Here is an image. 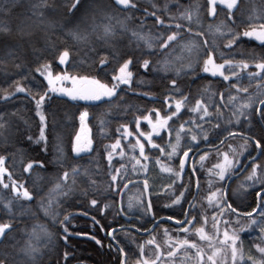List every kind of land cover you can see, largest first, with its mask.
I'll use <instances>...</instances> for the list:
<instances>
[{
	"label": "trees",
	"instance_id": "1",
	"mask_svg": "<svg viewBox=\"0 0 264 264\" xmlns=\"http://www.w3.org/2000/svg\"><path fill=\"white\" fill-rule=\"evenodd\" d=\"M132 3L136 4V10H89L83 19L67 23L68 18L62 10L52 11L58 0H0V29H3L0 30V156L5 158L3 167L7 169L0 183V223H11L14 228L11 233L13 238L0 244V249L11 250L14 245L18 259L27 264L30 257L21 249L35 226L40 240L34 239L33 243L41 248L37 255L40 264H116L118 256L115 241L107 233L119 228L114 234L128 253L126 264H137L141 259V247H144L147 260L158 250L161 251V259L155 263L159 264L164 259V253L170 251L167 237L179 240L186 238L202 246L209 244L195 232H186L184 225L176 224V221L185 220V212L191 211L188 219L197 217L191 230L202 225L204 217H207L205 222L210 231L214 226L212 217L216 216V224L219 223L220 229L226 228L239 236L236 246L242 251L244 260L252 257L259 264L264 256L255 245L264 246L261 243L264 233L260 232V228L264 227V219L259 216L258 207L261 197H264V184L250 181L247 177L252 172L253 164L264 166V156L258 154L251 140L247 141L246 148L241 147L246 143L245 137L260 139L257 134L260 122L255 112L245 108L241 115V106L252 103L253 109L261 107L258 101L264 99V73H259L255 67L264 60V42L238 36L231 48L227 45L233 39L232 33L241 34L264 25V0H238L231 10L218 5L215 16L209 14L208 0H132ZM153 11L165 25L173 27L166 30L156 23L154 17L146 15V12ZM22 20L26 24L22 25ZM176 24L181 25L179 44L192 45L191 51L177 46L168 49L158 47L159 40L176 31ZM105 27L110 30L108 34L104 32ZM133 33L145 37L153 47L149 49L145 40ZM203 41H207V48L203 46ZM48 46H57L60 51L67 48L69 62L59 64L58 56L53 59L52 52L47 50ZM111 50L120 54L135 52L141 58L140 63L144 59L150 61L149 69H143L140 63L130 66L132 82L127 86L120 85L118 98L74 100L68 95L51 93V98H46L42 108L47 119L44 130L47 142L38 143L41 125L35 101L25 93L16 92L15 86H23L39 99V95L47 91V81L36 70L50 64L53 75L87 76L111 87V77L118 74L119 65L123 63L122 60H113ZM206 50L213 54L217 63H224L225 60L233 64L245 62L249 68L237 69L239 79L231 77L228 68L225 74L230 76L229 80L209 74L203 71ZM94 51H98L100 56H108L111 62L109 67L101 68L98 57L93 55ZM133 59L135 61V57ZM165 62L169 65L167 69ZM189 64L191 68L186 67ZM248 73L258 75L250 77ZM172 79H176L179 86L176 92L168 87ZM10 94L14 95L4 101L3 98ZM220 94H223V100ZM230 95L235 99L229 100ZM165 96H174L175 100L184 103V107L181 113L168 120L166 127L160 128V118L174 111V107L169 109L165 104ZM197 100L209 105L208 111L213 114L219 105V118L201 120L202 113L191 111ZM157 109L159 116L155 114ZM85 111L88 113L87 122L93 145L90 152H83L80 154L82 158L76 159L73 143L79 129L80 115ZM250 114L251 125L246 120ZM148 116L157 125L156 129L144 119ZM136 119L140 120L139 128L136 127ZM125 125L131 133L128 138L123 131H118ZM253 127L255 131L250 130ZM229 132L237 135L229 136ZM148 134H151L152 143L159 145L163 151L148 143ZM178 134L177 156L169 157L167 145ZM193 135L197 137L196 142L191 140ZM137 138L144 144L145 157L170 165L176 171H179L183 152L189 147H192L190 159L192 156L196 158L192 162L189 159L185 165L183 182L188 187L187 191L175 176L169 186L156 194L151 192L148 184L154 218L144 210H128L126 205L129 198L146 200L142 185L143 168L136 174L132 166L133 157L143 163L145 161L140 157ZM117 140L122 145V151L116 152L119 155L113 157L110 168L107 154L112 150L109 146ZM197 142L198 147H193ZM261 145L264 147V140H261ZM225 153L233 159V165L239 160V166L230 175V178L236 175L230 184L220 180L217 175L216 166L223 160ZM200 156H205L204 161H200ZM251 157H255V160ZM41 161L44 167H37L36 164ZM30 162L33 167L26 171ZM189 164H195L196 167L191 184L187 181V177L192 175ZM73 168L79 170L75 177L72 175ZM117 168L121 169V176L126 177L123 183L129 184L122 196V185L119 189L109 187L111 175L116 174L114 169ZM64 172L69 173L67 181L63 180ZM260 174L261 169L258 167L257 176ZM73 178L75 185L72 184ZM196 178L199 179V189L195 186ZM129 180L131 183H128ZM120 182L121 177L118 176L116 183ZM13 183L21 191L27 188L33 195L32 200L17 197L12 191ZM58 184L60 189L56 188ZM70 188L72 193L65 196L64 193L69 192ZM217 189L226 193L225 198L234 212H229L222 202L218 203ZM181 192H184V197L180 203H173ZM212 193L217 195L210 202ZM92 199L98 201L96 206L91 205ZM193 199L196 209H188ZM9 203L12 205V214L5 212V206ZM105 204L116 207L122 205L130 221L127 222L118 214L116 207L101 211ZM222 207L224 214L220 215ZM45 208L48 209L47 213ZM248 213L252 214L257 224L251 223L246 215ZM53 214L59 220L69 217L66 222L67 242L63 240V225L53 220ZM41 226L51 234L50 237L43 234ZM97 240L101 244H97ZM152 240H155L154 244L146 243ZM156 245H159V249ZM197 250L194 247L187 249L190 264H202ZM65 252L68 253L67 261L64 260ZM170 260L177 261L173 258ZM238 264H244V261H238Z\"/></svg>",
	"mask_w": 264,
	"mask_h": 264
},
{
	"label": "snow or ice",
	"instance_id": "2",
	"mask_svg": "<svg viewBox=\"0 0 264 264\" xmlns=\"http://www.w3.org/2000/svg\"><path fill=\"white\" fill-rule=\"evenodd\" d=\"M227 5V10H231L236 6V0H208V5H209V14L212 16H215L216 13V9L217 6H223V5ZM114 8H122L123 11H133L136 10V4L132 3V0H110V2L105 3L104 0H58V4L57 6L52 8V11H63V14L65 17H67V23H73L76 20H81L85 17V15L87 14V12L89 10H94L97 12H102L105 10H110V9H114ZM230 14V12H229ZM147 16L150 17H154L156 20V23L162 27H165L166 30L171 29L173 27V25H165L164 21L160 19V17L156 16V12L153 11L151 13L146 12ZM185 18L187 19V14H185ZM21 24H26V21L22 20ZM174 27L176 28V31H172L170 35H167L166 38H162L161 40H159L158 43V47L160 49H168L171 48L173 46H177V47H181L184 49H188L189 51H191L192 45L190 44H185V45H180L179 44V40H180V36H179V31L181 28V25L176 24L174 25ZM3 30V29H0ZM109 29L107 27L104 28V32L105 34L109 33ZM190 31V29H189ZM133 35L138 36L139 39H144L147 47L149 49H151L153 47L152 43L150 41H148L145 37L143 36H139V34L137 33H133ZM198 35L202 36V33H199ZM233 39L229 41L227 47L231 48L232 45L236 42V39L238 38V36H242V37H253L256 36L257 39L264 41V25L261 26V30L257 33L256 30H252V31H244L241 34H236V33H232ZM203 46H205V48H207V41H203ZM53 48L55 49L53 51ZM47 50L52 52L53 55V59H55L58 56V61L59 64H67L69 62V56L70 53L67 50V48H65L63 51L59 50V47L57 46H48ZM104 50V49H102ZM43 53H41L42 55ZM150 54V53H149ZM93 55L95 57H98V64L101 66V68H107L110 65V61L108 59V56H100V53L98 51H94ZM111 55L113 57V60H116L117 62L119 60H122L123 63L119 65V72L118 74L114 75L111 77L113 83L112 86L109 87L107 84H103L101 83L100 80L95 79V78H90L87 76L84 77H69L67 75H62V76H57L56 79L57 80H65V79H71L72 83L74 85H76L77 83H79L81 86L80 87H73L71 89L68 88H61L59 89L60 92L65 93L66 95L70 96L72 99H82V100H95V101H99L102 98L108 97V98H118V94H117V90L120 88V85L123 84L125 86L130 85L132 80V72L129 70L130 66L134 67L137 63H140V57L135 55V52H124L122 54L117 53L115 50H111ZM204 55L207 56V59L204 61V68L203 71L208 72L211 71L212 69L209 67V65H212L216 71H213L212 74L213 75H219L221 77H223L224 80H229L230 76L225 75L223 69L225 68V65H228V70L231 74V77H236L237 79H239V73L237 71V69L240 70H246L249 68L248 63L245 62H239L238 64H233L232 61L229 60H225L223 64H219L216 65L214 62V58H213V54L210 51H205ZM125 56H127L128 58L125 59ZM221 56H223V53H221ZM133 57H135V61L133 59ZM179 59V58H177ZM149 65H150V61L148 59H144L142 61V63H140V67H142L145 70L149 69ZM168 62H165V68L167 69L168 67ZM186 67L191 68V64L187 65ZM255 67L259 70V73H264V60H262L260 63L256 64ZM50 68V64H45L43 66V70L38 68L36 71L40 73L41 77H45L47 74V91L44 92L43 95H39V99L36 98V96L32 95L31 92H29L27 89H25L23 86H20L19 84H17L15 86V90L18 93H25L26 95L30 96V98L35 101L36 104V109L37 112L40 116V137L38 139V143L39 142H44L46 144L47 142V137L44 134V130L47 127V119L46 117L43 115L42 113V108L43 105L45 103L46 98L50 99V94L51 93H55L57 92V88L54 87V82L51 78V75L47 73V70ZM179 74V72L177 73ZM248 75L250 77H255L256 75H258V73H248ZM41 87H43V85H41ZM168 87L170 88V90L172 92H176L178 90V85H177V80L176 79H172L170 81V84L168 85ZM238 91H247V89H238ZM14 94H10V95H6L3 99L4 101H7L9 99L12 98ZM220 99L223 100V94H220ZM229 100H234L235 97H232L231 95L228 97ZM187 100V98L185 97V101ZM164 102L167 105V107L169 109H172L174 107V111L171 112V115L167 116V117H163L160 118L159 120V127L160 128H164L167 126V122L168 120L172 119V117L177 116L179 113H181L182 108L184 107V103H182L180 100H175L174 96L170 97V96H165L164 98ZM259 105L261 107H255L253 109V104L249 103L246 105H242L241 106V115H243V109L247 108L249 110H253L255 112V116L256 118H258V121L260 122L259 124V131L257 132V134L260 136V139H255V136H248L245 137V145H242V148H246L247 147V141L251 140L253 142V144L255 145V150H258V154L261 156H264V147H262L261 145V140H264V110H262V107H264V99H260L258 101ZM209 105L204 104L202 101L197 100L196 101V105L194 108L191 109L192 112L195 113H202V115L200 116L201 120H204L205 118H207L208 121H211L212 119H217L219 118V105H217V111L215 114L213 113H209L208 111ZM157 116H159V110H156L155 113ZM88 113L87 111L82 112L80 115V119L81 121H83L86 117H87ZM145 120H147V122L149 124H152V127L154 129L157 128L156 124H153L151 117H144ZM251 114L249 116L246 117V120L248 121V123L251 125ZM136 123V127L139 128V124H140V120L136 119L135 121ZM214 127H219V125H215ZM181 128H183V125H181ZM250 130L255 131V128H251ZM118 131H123L125 133V135H128L130 133H128L127 131V125L122 126V129H118ZM233 135H237L236 133H232L229 132V136H233ZM29 139H31V137H29ZM177 143L176 145H172V152L170 153V155H175L176 154V148L179 145V134L177 135ZM191 140L193 142L197 141V137L195 135H193L191 137ZM205 140H206V136H205ZM81 141V136L79 133L76 134L75 136V142L73 144V151L74 153H76V159L82 158L80 156V153L82 152H90L91 151V141H87L85 144L81 145L80 143ZM148 143H150L152 145L153 148L159 149L160 151H163L162 149H160L159 145L153 144L152 140H151V134H148ZM137 144L139 145V149H140V155L143 159H147V157L144 156V144L139 142V138H137ZM118 146H120V141L117 140L115 144L110 145L109 147L113 150H115ZM193 147H198V142L193 144ZM47 149L45 148V151ZM192 151V147H189L187 151H184L182 154V157L179 160V171L175 172V179L176 180H180L181 181V187L185 188V191L188 190L187 185L184 184L183 182V173H184V169H185V165L186 163H188L190 157H189V152ZM207 155V153L205 154V156ZM250 155V154H249ZM205 156H200V161H204ZM4 157L0 156V183H2V177L3 174L7 171L6 168L3 167L4 164ZM251 159L254 161L255 157H251ZM107 160H108V164L109 167H112V160H113V155L112 152L109 151L107 154ZM224 161L226 164H228L230 167H232V170H235V167L239 166V160L236 161L235 165L232 164L231 161L228 160V154L225 153L224 154ZM137 164H140V161L137 160L136 161ZM37 167H44L43 162H38L36 164ZM33 167V163H28L27 168L25 169L26 171L31 169ZM123 167V166H122ZM142 168H144L146 170V165H141ZM218 169H220L217 173L218 177L220 180H224L225 179V165L221 164V165H217L216 166ZM261 169V174L259 176H257V168ZM189 169L190 172L192 173V175L187 177V181L188 184H191L193 177L195 176L196 173V167L195 164H189ZM165 171H171V169H167L165 168ZM212 170L210 169L209 172H211ZM114 172L116 174L111 175L110 178V184L109 187L110 188H115V189H119L121 187V185L123 186V188H127L128 184L127 183H123V180L126 177L121 176V169L117 168L114 169ZM79 174V170L76 168L72 169V175L73 177H75L76 175ZM10 176V174H9ZM118 176L121 177V182L119 184L116 183ZM69 178V173L68 172H64L63 174V180L67 181ZM248 180L253 181V182H260L262 184H264V166H260V165H256L253 164L252 167V172L251 174L247 177ZM175 183V181H173ZM128 183H131V181L129 180ZM72 184L75 185V179L73 178L72 180ZM143 188L145 190L148 189L149 185H148V181L145 179L142 182ZM196 188L199 189V179L196 178ZM5 188L8 187V185H4ZM57 189H60V185L58 184L56 186ZM12 191L16 193L17 197H22L25 200L31 201L33 198L32 193L27 189V188H23V190L21 191V188L18 187L15 183H13L12 185ZM168 191H171V189H168ZM72 193V189H69V192L64 193L65 196H68ZM217 193H219V199H218V203L222 202L223 206L226 207L228 209L229 212H234L235 210L232 209L231 205L228 203L227 199L225 198L226 193L223 192L220 189H217ZM217 193H212V196L209 197V200L211 202L212 197H216ZM84 195H86L87 193H82ZM117 194L119 195V192H117ZM257 195L259 196L260 194L257 193ZM184 197V192H181L180 195L176 198V200L173 201V203H180V200ZM195 199V198H194ZM92 206H96L98 204V201L96 199H92L90 201ZM137 203H139L140 205L143 206V210L144 212H147L149 214H151L153 216V218L155 217V214L151 212L152 209V203H151V198L150 196L146 199V200H140L138 198ZM49 206H51V201H49ZM112 207H116L114 205H107L105 204L102 208L101 211H104L106 209H110ZM258 207L260 208V212H259V216L264 219V197H261V204L258 205ZM11 208L12 205L11 203H9L8 205L5 206V212L8 214H12L11 213ZM133 208V202L131 200H129L128 205H127V209L131 210ZM189 209H196V204L193 203H189ZM48 209L45 208V212L47 213ZM116 211L118 214L127 217L128 216V212L125 210V208L121 205L116 207ZM255 211V210H254ZM143 215V212L141 213ZM224 214V210L223 207L220 208V215ZM191 215V211L189 212H185L184 216H185V220L184 221H176V223L178 224H183V223H187V224H191L192 221L196 220L197 217L196 216H192L191 219H188V217ZM248 219L251 221L252 224H257V221L252 219V214L248 213L246 214ZM95 219V218H93ZM168 219H175L174 217H169ZM213 219V223L214 226L216 224V216L212 217ZM53 220L56 223H59L61 225H63V231H64V236H63V240L65 242H67L68 240V229L66 226V222L69 221V217L65 216L63 220H59L57 218L56 214H53ZM204 220H207V217H204ZM96 223H99L98 221H96ZM103 227V226H101ZM123 229V226H121V230ZM41 230L43 232L44 235L50 237L51 234L47 233L46 229L43 228V226H41ZM185 231H187V229H184ZM14 231L13 225L11 223H0V244H3L5 240L13 238L11 237V233ZM117 229H111L107 234L109 235V237L115 241V248H116V252H117V262L116 264H126V259L128 257V253H126L124 251L123 246L120 245L119 241L116 240V236L114 233H116ZM198 232H200L203 235V229H197ZM260 232L264 233V227L260 228ZM83 235V234H82ZM224 236L226 240H230L232 248H231V252H232V261L233 264H238V261H244V264H257V261L253 260L252 257H248L247 261L244 260V256L242 254V251L240 249H238L236 247V242L239 240V236L238 235H232L231 237L228 236L227 231L224 232ZM40 240V234H38L36 232V228L34 226L32 233L30 234V237L28 239V241H26L23 249H21L22 252H24L28 257H30V259L27 261V264H40V261L37 259V255L41 252V248L38 247L36 244L33 243V240ZM91 239L95 240V237H91ZM97 244H101V242L99 240L96 241ZM146 243H155V240L152 241H148ZM185 244H188V241H184ZM242 243V242H241ZM261 243H264V236L261 237ZM192 247H196V245H191ZM109 247H112V245H109ZM156 248L159 249V245H156ZM255 248L258 250V252L264 256V246H261V244H256ZM199 251V250H198ZM239 253V255H238ZM169 256L172 255V252L170 251ZM140 255H141V259L137 261V264H155L154 261L149 262L148 260L143 259V247L140 248ZM68 259V253L65 252L64 253V260L67 261ZM157 259H159V257L157 256ZM208 260L211 261L212 257H208ZM0 264H24V262H22L21 260L18 259V254L14 251V245L12 247V249H0ZM259 264H264V260L260 261Z\"/></svg>",
	"mask_w": 264,
	"mask_h": 264
},
{
	"label": "rangeland",
	"instance_id": "3",
	"mask_svg": "<svg viewBox=\"0 0 264 264\" xmlns=\"http://www.w3.org/2000/svg\"><path fill=\"white\" fill-rule=\"evenodd\" d=\"M237 1L238 0H236V4H237ZM223 6L227 7L226 4ZM254 29L258 33L261 30V27H253V28H250L246 31H252ZM250 38H253V39L260 41V42H264V41L257 39L256 36H253ZM214 62L216 65L223 64V63H217L215 60H214ZM209 67L212 70L208 71L207 73L212 74L213 71H216V69L212 65H209ZM227 68H228V65H225V68L223 69L224 73L226 72ZM42 70H43V68H42ZM47 73L51 75V78L54 82L53 86L57 88V92H55V94L66 95L65 93L60 92L59 89H61V88L71 89L73 86L79 85V83L74 85L72 83L71 79H65V80H57L56 79L57 76H62V75H67L69 77H76L74 75H71V74L53 75V73L51 72L50 69L47 70ZM44 78L47 81V74ZM87 119H88V115L83 121H81V119H80L79 129H78L77 133L80 134L81 139L85 140L84 144L90 140L91 141V148H92L93 142L91 139V130H90V127L88 125ZM128 133H130V131H128ZM130 134L126 135L127 138H128V136H130ZM176 138H177V136H176ZM176 138L169 141V143L167 145L166 153H167V156H169V157L177 156V148H176V154L170 155V153L172 152V145H176V143H177ZM74 142H75V139H74ZM139 142H140V140H139ZM136 145H137V148L139 149V145L138 144H136ZM121 148H122V145L120 143V146H118L115 150H113V149L111 150L113 157L116 155L117 156L119 155L116 152L122 151ZM132 159H133V165L132 166H133L134 172L136 174L140 173L139 171L141 170V165H146V170L143 168L142 176H144V180L146 179L148 181V184L150 185V188L152 190L151 192L154 194L162 192L167 186H169V184L172 180V177L175 176V172H177L175 169L172 168V166L167 165V164H163V163L159 162L158 160H153V159L147 158L143 163L139 158L133 157ZM137 160L140 161V164L136 163ZM195 160H196V158L194 156H192V158L190 159L191 162L195 161ZM228 160L231 161L233 164V159L230 157V155H228ZM221 164L225 165L226 170H225V179L224 180H226L228 183L229 179H230V175L233 174V170H232V167H230L228 164L225 163L224 155H223V160L218 165H221ZM165 168L171 169V171H165ZM219 170L220 169L217 168V173ZM212 199L214 200L215 198L212 197ZM129 200H131L133 202L132 210H143V206L140 205L139 203H137L138 199L129 198L126 205H128ZM186 225H187V223L185 224V226ZM191 228L188 229L186 232H189V233L195 232L196 235H198L200 237V239L208 241L209 244L202 246V245L197 244V242L188 240L186 238L179 240V239L167 237L166 243L169 245L170 251L172 252V255L169 256L168 253L170 251L167 253H164V255H163L164 259L162 261H160L159 264H190L188 261L189 256H188L187 249L189 247H192L191 245H193V244L196 245V247H194V248L199 250V251L197 250V252L200 256V258H199L200 263H202V264H233L232 252H231L232 245H231L230 240L225 239L224 232L227 231L229 237L234 235L235 234L234 232H232L226 228L220 229L219 223L215 224V226L212 227L213 230L211 229L209 231V228L207 227V224L205 221L202 225L198 226L197 228H194L193 230H191ZM201 228L203 229V235L197 231V229H201ZM184 241H188L189 243L185 244ZM237 243H238V241L236 242V244ZM238 255H239V253H238ZM157 256H158V252H156L154 254V256L151 257L149 260H153ZM208 257H212V260L209 261ZM171 258L177 259V261H174V260L172 261V260H170Z\"/></svg>",
	"mask_w": 264,
	"mask_h": 264
},
{
	"label": "water",
	"instance_id": "4",
	"mask_svg": "<svg viewBox=\"0 0 264 264\" xmlns=\"http://www.w3.org/2000/svg\"><path fill=\"white\" fill-rule=\"evenodd\" d=\"M81 85H76V86H73V87H80ZM72 87V88H73ZM70 97V96H69ZM85 142V140L84 139H81V141H80V143H81V145L83 144ZM75 155H76V153H74ZM81 154V153H80ZM250 163V162H249ZM236 177V175L235 176H232L230 179H229V184L232 182V180L234 179ZM143 182V181H142ZM128 187H129V184H128ZM127 187V188H128ZM228 187V186H227ZM127 188H123L122 189V191H121V196L123 195V193L127 190ZM145 190V189H144ZM145 194H146V199L150 196L149 195V192H148V189L147 190H145ZM193 201H194V199L191 201V203H193ZM188 209H189V206H188ZM124 217V219L127 221V222H129L130 221V217L129 216H127V217H125V216H123ZM184 221V220H183ZM159 222V220L158 221H156L155 222V224H154V226H153V228L155 227V225L157 224ZM177 225H184L185 223H183V224H178V223H176ZM195 224V220L194 221H192V223L191 224H187V226L184 228V229H190L193 225ZM116 229H119V228H116ZM142 233H148V232H142ZM161 257H162V252L160 251V255H159V259H157L156 261H154L155 263L156 262H158L160 259H161ZM143 259H145L146 260V257H145V252H144V247H143Z\"/></svg>",
	"mask_w": 264,
	"mask_h": 264
},
{
	"label": "flooded vegetation",
	"instance_id": "5",
	"mask_svg": "<svg viewBox=\"0 0 264 264\" xmlns=\"http://www.w3.org/2000/svg\"><path fill=\"white\" fill-rule=\"evenodd\" d=\"M157 130H159V129H157ZM158 257H159V250H158ZM154 260H157V257H156ZM154 260H153V261H154Z\"/></svg>",
	"mask_w": 264,
	"mask_h": 264
}]
</instances>
